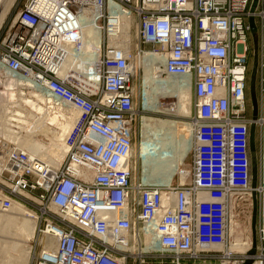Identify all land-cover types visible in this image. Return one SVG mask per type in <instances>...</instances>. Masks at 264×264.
I'll list each match as a JSON object with an SVG mask.
<instances>
[{
	"label": "built area",
	"instance_id": "2783aa9c",
	"mask_svg": "<svg viewBox=\"0 0 264 264\" xmlns=\"http://www.w3.org/2000/svg\"><path fill=\"white\" fill-rule=\"evenodd\" d=\"M110 1L28 0L2 42L3 67L32 77L79 113L67 137L68 154L56 172L0 138L2 208L9 209L26 190L40 189L59 217L42 229L55 234L57 249L39 251L34 264H129L130 255L144 247L140 241L150 225L163 249L151 252L171 253L173 264H181L183 256L215 253L197 252L200 240L231 238L236 204L249 195L253 119L247 116L248 33L253 17L259 25V93L264 95V0L257 1L254 11V0H113L135 11L138 52L143 45L161 51L166 58L162 74L192 77L190 180L168 189L132 182L135 93L130 58L105 45L97 62L98 80L75 72L60 76L64 42L78 45L82 40L80 13L99 9L102 26L108 27ZM258 189L262 196V187ZM131 235L137 249H122ZM259 240L262 248L252 264H264V213Z\"/></svg>",
	"mask_w": 264,
	"mask_h": 264
},
{
	"label": "bare ground",
	"instance_id": "6f19581e",
	"mask_svg": "<svg viewBox=\"0 0 264 264\" xmlns=\"http://www.w3.org/2000/svg\"><path fill=\"white\" fill-rule=\"evenodd\" d=\"M13 1L0 0V27L7 19ZM92 9H85L80 13V22L83 26L81 43L76 45L71 41L64 42L63 46L67 54L60 68V76L65 77L69 73L75 72L79 76L82 74L84 78L89 76L96 80L100 78L97 62L103 52L104 44L101 41L102 32L104 31L105 35H107L104 43L107 42L109 47L120 49L124 56L130 58L134 76L136 75L137 61L143 67L151 64L154 73L153 77L158 78L157 82L160 86L161 93L158 96L177 98L178 102L174 104V110L171 111L178 115L189 116L192 105V77L186 74H162V67L166 58L161 51L143 49L135 54V40L132 36V29L136 26L134 30L136 32L139 26L135 11L111 0L107 11L113 19L111 25L104 28L98 16L100 10ZM256 56H258V64L255 61ZM254 62L255 71L252 74V80L255 83V87L252 103L254 110H257L256 82L259 70L257 48L255 49ZM3 72L6 74H2ZM164 77L167 78L164 79ZM0 82L4 83V87L0 91V130L3 133L0 138L4 142L15 144L17 148L25 151L30 158L42 163L53 172L58 171L68 154L69 144L67 137L79 115L78 111L72 105L54 97L44 86L34 81L32 77L13 73L1 64ZM147 84L148 81L145 78L144 88L139 95L145 109L150 108V105H152V108L156 107L153 102H150ZM27 87L31 91L25 92L23 90V88ZM260 96L264 98V95L260 94ZM253 122L256 125L260 122L264 123V117L262 120L253 119ZM63 132H67L65 136L61 135ZM148 133L147 137L140 140L138 145H135L132 137L129 151L132 181L133 168L136 169L137 165L142 169V182L144 183L142 185L147 188L168 189L172 187V181L177 173H180V183H185L186 180L190 179V171H186L185 168L180 166L185 165L189 152L194 146V124L172 121L167 122L165 126L162 125L156 131L154 130L153 133L151 131L152 134ZM40 135L46 136L49 142L41 140ZM257 154V152L253 154L251 152V160ZM166 172H168V176L164 179L162 176ZM39 181H42L41 177ZM251 191L254 196L257 190ZM262 191L264 192V187H262ZM23 193L25 194V192ZM26 195L29 196L28 194ZM253 202L255 203L254 200ZM53 207L56 208L54 205ZM107 214L114 216L116 213L108 211ZM38 224V214L26 208L21 202L14 200L9 209H3L0 204V264H16V262L17 264H30L33 254V246L30 243L33 239H41L40 243L45 251L57 249L58 239L50 230L44 229L45 236L39 238L38 235L37 237ZM230 229L233 231V227ZM41 232L43 231L41 230ZM147 236L151 237L150 240ZM145 237L148 240L144 241ZM133 238L135 239L131 235L128 239V247L122 249L133 250L136 245L131 243ZM135 240L137 242V239ZM140 244L144 246L143 250H163L152 225L147 228ZM252 246L253 241L252 245L250 242H244L232 243L230 247H227L226 239L205 238L198 242L196 250L197 252L211 249L221 250L229 258L231 255L229 251L249 253Z\"/></svg>",
	"mask_w": 264,
	"mask_h": 264
},
{
	"label": "rangeland",
	"instance_id": "374dc122",
	"mask_svg": "<svg viewBox=\"0 0 264 264\" xmlns=\"http://www.w3.org/2000/svg\"><path fill=\"white\" fill-rule=\"evenodd\" d=\"M28 0H14L11 4L10 12L5 20V22L0 27V52L2 48V42L7 37L8 33L10 32V29L12 25L14 24V21L16 19V16L18 12L23 8V6L27 3ZM100 22V21H99ZM101 23L104 24V22L101 20ZM136 26L132 29V36L135 40V54L138 53V37L137 32H134ZM103 31V30H102ZM258 32H259V25L258 22L254 27H252L251 31L248 33L249 37V44L251 46V55L249 60V72H248V80H247V96H248V109H247V116L250 119H259L262 120L264 117V98L260 96L259 93V83H260V76L261 72L258 70L257 72V82H256V94L258 96V105L257 110H254L253 103H252V74H253V68H254V54L255 49L257 46V39H258ZM105 35L104 31L102 32V41L101 43L103 45V50L105 48V45H108V43H104ZM100 45V44H99ZM143 49L149 50L151 49L148 45H143ZM133 51V52H134ZM104 52V51H103ZM148 52V51H144ZM140 52V53H144ZM139 53V54H140ZM259 53V51H258ZM138 54V55H139ZM146 67H143L139 64L137 61V65L135 68L136 75L133 78V84H134V123L132 126L133 131V139L135 145H138L140 140L147 137L150 132L152 134L154 130L160 128L162 125L165 126L167 122H184L193 124L192 122V114L194 113V88L192 85V105H191V114L189 116H183L178 115L172 112L171 110H174V104L178 102L177 98L173 97H159L158 95L161 93L159 89L158 84V78H154L153 68L151 64L145 65ZM161 67V66H160ZM159 67V68H160ZM2 74H6L3 72ZM147 74V75H146ZM147 76V77H146ZM148 81L147 84V90L148 94H150V102H153L156 107L152 108V105H150V108L145 109L143 108V105L140 101V92L144 88V81L145 78ZM167 77H164V79ZM4 83L0 82V91H2ZM25 92L31 91L27 88H23ZM158 91V92H157ZM152 131V133H151ZM67 132L61 133V135L65 136ZM256 135H257V179H256V187L254 189V166H253V160H251V188L248 190L249 195H246L244 199L237 202L236 204V214L237 219H232V225L233 231L230 229V239H226L227 247H230L232 243H244V242H250L253 246L249 253L245 252H237V251H229V254L233 253L234 257L227 258L225 255V252L221 250L211 249L215 250V253H202L199 256L191 257V256H183L181 258V264H232L235 261L243 260L242 264H247L254 261V255L259 252L261 246V242L259 240V222L262 218V215L264 213V194L261 196L258 192H256V200H257V206L255 210V203L253 200L255 199V196L252 195L251 190H258L260 187H264V167H263V158H264V123L260 122L257 123L256 128ZM0 136H3L2 131L0 130ZM61 136V138H62ZM41 140L45 142H49L48 138L46 136H39ZM193 155H194V146H192L187 161L184 166H180L182 168H185L186 171H190L193 165ZM133 174V184H144L142 182V169L137 165V168L134 169ZM149 171V170H147ZM150 172V171H149ZM168 172L163 174V178H167ZM190 178V177H189ZM190 179L186 180L189 181ZM185 181V182H186ZM181 182L180 173H177L174 176V179L172 181V186H176ZM184 183V182H183ZM146 186H150L149 184H145ZM4 189H8V185L4 184L2 186ZM252 192V193H251ZM24 194V193H22ZM17 195L15 197L16 201L21 202L23 205L26 206L29 210H31L34 213H37L39 216V224H38V231H37V237L39 235V238H42L45 236L44 231L41 232V230L44 228V225L50 221L53 220L54 222H58L59 217L57 214V211L54 209V207L50 204L49 197L43 193L40 189H34V190H26L24 195ZM28 194L29 196H27ZM45 194V195H44ZM258 194V195H257ZM44 195V196H43ZM254 226L256 227L254 229ZM230 227V228H231ZM41 229V230H40ZM253 230V232H252ZM150 240V236H147ZM146 237L144 238L146 241ZM41 239H33L31 241V245L33 246V254L30 259V264H34V256L39 251L43 250L42 245L40 243ZM148 240V239H147ZM132 244H136L133 250H136L137 248V242L133 238L131 241ZM256 245V247L254 246ZM197 247V246H196ZM136 248V249H135ZM256 248V253H252L253 249ZM152 251V250H151ZM149 250H143V248L139 249L136 254H132L129 257V264H173V260H175V256L171 253H160V252H151ZM209 251V250H206ZM248 254V255H247ZM17 264V262H16Z\"/></svg>",
	"mask_w": 264,
	"mask_h": 264
},
{
	"label": "water",
	"instance_id": "95a60500",
	"mask_svg": "<svg viewBox=\"0 0 264 264\" xmlns=\"http://www.w3.org/2000/svg\"><path fill=\"white\" fill-rule=\"evenodd\" d=\"M257 1L258 0H254L253 1L252 7H251L252 11H254V9H255V7L257 5ZM250 22H251L252 27H254L256 25L255 22H254L253 17L250 18ZM255 61H256V64H258V56L255 57ZM254 71H255V68H253V72ZM254 85H255V83L252 80V94H251L252 98H253L254 87H255ZM256 126H257L256 123L253 122L252 126H251V131H250V149H251L252 154L256 153L257 149H258V146H257V135H256ZM252 160H253V166H254V179H255L253 183H254V187H256V179H257V171H258V168H257L258 167L257 166V156L252 157ZM254 196H255L254 201H255V210H256V206H257L256 192L254 193ZM254 229H255V226H254ZM254 246L256 247V245H254ZM253 252L256 253V248L253 249L252 253ZM247 264H250V262L247 263Z\"/></svg>",
	"mask_w": 264,
	"mask_h": 264
},
{
	"label": "crops",
	"instance_id": "0c3cea01",
	"mask_svg": "<svg viewBox=\"0 0 264 264\" xmlns=\"http://www.w3.org/2000/svg\"><path fill=\"white\" fill-rule=\"evenodd\" d=\"M263 167H264V158H263Z\"/></svg>",
	"mask_w": 264,
	"mask_h": 264
}]
</instances>
